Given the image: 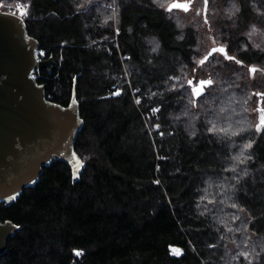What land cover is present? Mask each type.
Returning <instances> with one entry per match:
<instances>
[{"label": "trees", "instance_id": "obj_1", "mask_svg": "<svg viewBox=\"0 0 264 264\" xmlns=\"http://www.w3.org/2000/svg\"><path fill=\"white\" fill-rule=\"evenodd\" d=\"M169 1H0L27 3V34L54 57L32 75L46 99L65 107L75 91L84 164L73 181L53 159L0 202V223L19 226L0 264H264V130L244 113L250 88L264 93V52L243 34L264 25V0H208L207 23ZM209 43L236 59L198 65ZM204 78L193 107L187 81Z\"/></svg>", "mask_w": 264, "mask_h": 264}, {"label": "water", "instance_id": "obj_2", "mask_svg": "<svg viewBox=\"0 0 264 264\" xmlns=\"http://www.w3.org/2000/svg\"><path fill=\"white\" fill-rule=\"evenodd\" d=\"M173 3L187 4L189 10L192 0L190 3L189 0H173L167 10ZM220 46L225 47L216 44L209 51ZM38 48L37 39L27 34L22 17L0 9V202L6 204L15 200L26 187L32 186L43 166L53 159L69 164L73 181L79 178L83 168L74 178L72 154L75 153L83 163L74 149L83 123L78 102L72 105L75 91L70 104L65 107L46 99L44 86L37 84L32 75L38 71H50L55 60L53 56L38 58ZM206 79L210 78L193 81L194 85ZM261 109L264 108L259 99L258 123L264 114ZM18 229L19 226L10 221L0 223V255Z\"/></svg>", "mask_w": 264, "mask_h": 264}, {"label": "rangeland", "instance_id": "obj_3", "mask_svg": "<svg viewBox=\"0 0 264 264\" xmlns=\"http://www.w3.org/2000/svg\"><path fill=\"white\" fill-rule=\"evenodd\" d=\"M172 1L173 0H170L167 5H169ZM192 2L193 3L191 4L190 9L187 11H185L183 9H177V10H179V12L177 11L179 13V17L186 16L187 14L185 12H187V13L191 12L190 17L193 13H201V11L203 14V0H194V1L192 0ZM19 5H21V4H19ZM16 10H17V6H16ZM14 13H16V12H14ZM206 14H207V11H206ZM18 15H19V13H18ZM204 19H206V15H205ZM243 34L245 35V37L248 40L249 44L251 45L252 49H254L258 52H264V25L260 24L257 20L254 21L253 19H251L246 24L245 29L243 31ZM216 44H218V43H215V44L209 43L206 50H204V53H207L209 51V49L213 45H216ZM214 54H216L215 55L216 58L219 57L222 60L228 61V59H225V56L223 54H221V53H214ZM227 54L229 56H231L228 52H227ZM204 56L205 55H202L200 58H198V62L201 59H203ZM231 57H234V56H231ZM235 59H233V60H235ZM249 68H256L257 69V71L255 73L249 72V74H250L249 76L252 79H256L258 77V74H259V69H260L259 64L258 63H252V65L247 66V69H249ZM254 93H259V92L253 91L250 88L249 95H252V98H251L252 102L250 100L247 101V103L245 104L244 113L246 116L250 117L251 120H254L253 122L258 123V101L259 100H258V96L254 95ZM254 97H256V98H254ZM155 109H157V108H155ZM155 128H157V127L155 126ZM172 249H174V248H172Z\"/></svg>", "mask_w": 264, "mask_h": 264}, {"label": "snow or ice", "instance_id": "obj_4", "mask_svg": "<svg viewBox=\"0 0 264 264\" xmlns=\"http://www.w3.org/2000/svg\"><path fill=\"white\" fill-rule=\"evenodd\" d=\"M191 2V0H189V3ZM207 4H208V0H204V5H205V12L207 10ZM188 7L189 5L187 4H182V3H173L169 6V11H171L172 9L174 8H183L185 11L188 10ZM17 10H18V13L21 17L27 15V11H26V7H21L19 4H17ZM16 14V13H14ZM205 22L207 23V19H205ZM214 53H221L225 56V59H228V60H233L235 59L234 57H231V56H228L227 55V52H226V49L225 47L223 46H220V47H213L206 56H204L203 59H201L199 62H198V65H204L205 62H207L209 60L210 57L213 56ZM236 63H241L240 61H236ZM193 71H195V69H193ZM257 71L256 68H249V72L250 73H255ZM188 85L190 87H192V105L193 107L196 106V98L197 97H200L203 93H204V90L205 88L211 86L213 84V80L212 79H206V80H200L198 81L195 85H194V82L193 80H188L187 81ZM120 94V91L117 90L113 93V95H119ZM254 95H257V96H260V97H264V93H254ZM137 103H140V100L137 99L136 101ZM77 103L76 99H75V96L73 97V100H72V105H75ZM153 112H156V111H159V109H152ZM261 112L264 113V109H261ZM156 127L158 128L159 125H156ZM256 129L257 131H262L264 130V114L261 115L260 117V121L259 123L257 124L256 126ZM209 131H216L215 129V126H213L212 128L209 129ZM161 135H163V133H161ZM245 147H251V145H245ZM73 156V162L75 164V171H74V178L76 175H78L79 173V170L83 167V163L76 157L75 153L72 154ZM12 199H14L15 197H11ZM172 252L174 255H180L181 254V250L178 249V248H174L172 249ZM74 254L76 256H79L82 254L81 251L79 250H74ZM243 255L247 256V253H244Z\"/></svg>", "mask_w": 264, "mask_h": 264}, {"label": "built area", "instance_id": "obj_5", "mask_svg": "<svg viewBox=\"0 0 264 264\" xmlns=\"http://www.w3.org/2000/svg\"><path fill=\"white\" fill-rule=\"evenodd\" d=\"M20 6H21V7H27V3L21 4ZM117 32H118V30H117ZM37 56H38V58H40V59L43 58V52L37 50ZM125 57H127V56H124V58H125ZM112 88L115 89L112 93H114L115 91H117L115 85H113ZM173 248H176V247H173ZM178 249H179V248H178Z\"/></svg>", "mask_w": 264, "mask_h": 264}]
</instances>
